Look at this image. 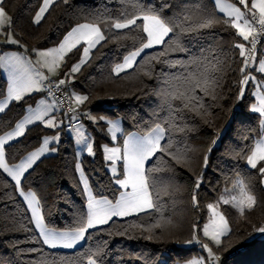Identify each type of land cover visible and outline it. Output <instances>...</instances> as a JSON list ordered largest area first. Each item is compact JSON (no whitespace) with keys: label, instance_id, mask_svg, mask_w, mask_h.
Segmentation results:
<instances>
[{"label":"trees","instance_id":"1","mask_svg":"<svg viewBox=\"0 0 264 264\" xmlns=\"http://www.w3.org/2000/svg\"><path fill=\"white\" fill-rule=\"evenodd\" d=\"M148 2L159 5L164 0ZM167 2L173 5L166 12L169 15L199 5L207 6L208 9L213 7V0ZM41 3L42 0H3V7L12 19L10 31L20 41L18 46L27 51L56 45L74 25L90 22L92 17L104 13L106 8L114 12L126 6L121 0H68L67 3L56 0L41 22L35 24L33 17ZM238 39L234 30L225 29L220 24L201 36L185 37L184 42L190 52L195 54H199L201 49L206 52L223 50L230 53L233 43ZM132 44V40L121 39L104 42L103 47L98 45L93 49L88 63L67 83L69 94L75 92L89 96L83 105H79V110L96 117H119L123 133L146 130L147 126L167 114L161 109L160 97L154 93L163 86L160 80L162 70L176 71L152 62L151 65L130 69L119 76L114 75L112 67L132 50ZM9 47L0 44V50ZM161 50L162 46H158L146 50L142 55ZM81 53L82 45L68 53L56 78H64V74L79 60ZM187 56L188 53H170L169 59H187ZM231 66L233 69L239 67L238 64ZM146 73H150L151 78ZM255 75L258 79H264L260 74ZM238 79V71L226 69L219 98L216 101H207L211 105L210 114L204 117L188 114L187 123L192 130L184 139L193 149L190 153L191 159L182 160L180 164L171 161L174 171L168 170L166 161L170 158H153L149 162L152 166L163 169L154 174L161 178L157 190L160 192L163 219L156 212L124 218L114 217L108 225L90 230L91 238L76 249H49L42 244L31 242V238L38 233L34 226L29 224L30 213L26 211L24 201L14 189V182L0 169V264H38L41 261L58 259L61 255L73 256L89 248L95 250L97 247L104 250L103 264H173L185 260L194 252L200 251L185 243L192 237L193 223H197L201 228L208 216L207 204L215 201L225 187L232 185L237 173L252 185L258 203L243 217L230 206L222 207L232 232L222 237L221 246L218 249L213 246V250L223 254L220 264H264V235L254 232L255 227L264 224V185L260 183L259 173L250 169L245 159L237 156V153L248 148L257 136L258 114L250 111L253 101L251 85L246 89L244 98L237 100ZM6 86L7 80L0 69V99L6 92ZM36 99L37 94H31L20 102H11L7 109L0 113V134L11 128L23 115L26 106L33 105ZM58 113L61 114L64 125L57 128L59 143L51 145L56 147L57 151L36 161L33 168L22 178V187L37 193L46 223L50 227L64 230L73 225L75 218L86 206V197L82 194V185L76 171L77 162L82 164L94 193H103L109 199H114L118 195V186L112 182L102 152L103 143H112L107 134L106 122L84 123L92 137L95 156L87 153L78 156L73 137L66 131L68 128L64 116L60 111ZM53 132L39 122L27 126L23 136L6 146L7 162L16 163L39 145L42 136ZM246 136L249 137L247 140ZM213 140L216 141L215 145ZM120 141L121 136L118 142ZM205 155L208 157L206 167ZM201 173L203 180L198 192L199 208L194 209L191 196L194 181ZM155 219H161L164 225L162 229L142 231L139 227H130L132 224L148 227ZM167 220L172 223L165 224ZM21 222L31 231L20 230ZM121 232L125 234L121 235ZM197 234L202 239L201 232ZM148 236H151V239H147ZM241 245L242 248L232 255L224 254L229 248ZM32 248H43V252L29 253L27 250Z\"/></svg>","mask_w":264,"mask_h":264},{"label":"snow or ice","instance_id":"2","mask_svg":"<svg viewBox=\"0 0 264 264\" xmlns=\"http://www.w3.org/2000/svg\"><path fill=\"white\" fill-rule=\"evenodd\" d=\"M63 2L67 3L68 0ZM55 3L56 0H42L33 23L39 24L45 13ZM121 3L126 6L114 12L106 8L104 13L95 15L90 22L81 23L72 28L57 48L33 49L36 53L35 62L19 54L0 55V65L4 66L9 73L6 94L0 99V113H3L11 102H20L33 92L47 90L48 96L51 97V101L40 100L35 108L29 106L28 114L23 120L16 123L11 131L0 135V169L14 181V189L26 202V211L31 213L29 224L33 225L38 233L31 238V242L42 244L49 249H76L78 245L91 238L90 230L108 225L114 217L124 218L156 212L163 219L160 192L157 190L161 178L154 175L163 169L152 166L149 162L153 158L156 160L170 158L166 161L168 170L174 171L171 161L180 164L182 160L191 159L190 153L193 149L184 139L192 130L187 123L188 114L200 117L210 114L211 105L207 101H216L219 98V91L224 86L222 81L225 79L226 69L238 71L239 79L236 81L238 101L244 98L245 91L250 85L253 89L252 96L255 102L251 104L250 111L258 114V132L252 144L237 153V156L245 159L247 166L259 173L260 183L264 185V79L258 80L257 75L254 74L264 77V50H262L264 45L261 44V38L264 37V0H213L212 9L199 5L171 15L166 14L167 10L173 7L167 0L159 5L148 0H121ZM220 24L225 29L234 30L235 37L239 38L233 43L230 53H225L223 50L206 52L204 49H201L199 54L190 52L184 42L185 37L201 36ZM11 28L12 19L3 7V0H0V36H3L8 44L19 45L20 41L10 31ZM5 29L9 31L6 32ZM121 39L132 40V50L123 56L122 62L112 67L114 75L119 76L120 73L151 65L152 62L176 70L174 72L162 70L160 80L163 86L154 93L160 97L161 109L167 114L147 126L146 130L128 133L124 136L122 143L116 146H102L106 167L111 172L113 184L118 186L119 194L114 199H109L103 193H94L84 174L82 164L77 162L76 171L79 173L82 194L86 197L85 210L67 229L50 227L42 214L37 193L32 190L24 191L22 178L41 156L57 151L56 147H50V145L59 143V134L45 137L37 150L16 165H9L7 162L6 146L9 142L23 136L26 126L37 122L46 128L63 127L64 120L58 119L55 115L63 103L57 99L56 92L60 91L66 83L71 82L74 74L88 63L93 49H96L98 45L103 47L104 42ZM81 45L83 48L79 62L64 74V78L52 82L50 75L57 72L68 53ZM258 45L261 47L258 48ZM158 46H162L161 51L142 55L145 50ZM170 53H188V56L187 59L171 60ZM258 55L259 60H257ZM232 64H238V69H233ZM41 69H46L49 75ZM146 74L150 76V73ZM68 98L73 101L74 106L70 109V114L65 113V116L69 117V131L74 134L75 143L83 146L82 151L95 156L92 137L87 134L84 124L80 122L81 115L94 124L106 122L107 132L112 141L119 140L118 133L123 135L119 121L105 116L96 117L88 112L80 113L79 105H83L89 99L88 95L73 92L68 95ZM248 138L245 137L246 140ZM215 143L216 141L213 140V145ZM207 162L208 157L205 155V167ZM202 180L201 173L194 181L191 196L194 209L199 208L198 192ZM5 184L7 186V181ZM257 203L254 188L240 173H237L235 180L232 181V187H225L217 200L207 204L209 216L202 228L197 223H193L192 237L185 243L200 244L207 252V257L194 258L188 264H217L219 261L213 246L218 249L222 244L221 238L232 232L229 220L225 212L221 210L223 206L234 208L243 217L246 212H251ZM161 219H155V222L148 227L143 224H132L130 227H139L142 231L162 229L164 225ZM164 223L172 222L167 220ZM20 230L31 231L22 222ZM198 232H202L203 238L208 242H204L197 234ZM254 232L264 234V224L255 227ZM146 238L151 239V236ZM27 251L42 253L43 248H32ZM103 255L102 248L97 247L95 250L89 248L73 256L61 255L58 259L45 260L38 264H103Z\"/></svg>","mask_w":264,"mask_h":264},{"label":"rangeland","instance_id":"3","mask_svg":"<svg viewBox=\"0 0 264 264\" xmlns=\"http://www.w3.org/2000/svg\"><path fill=\"white\" fill-rule=\"evenodd\" d=\"M42 5V4H41ZM41 5H40V7H41ZM39 7V8H40ZM39 8H38V10H39ZM38 10L36 11V13L38 12ZM36 13H35V15H36ZM35 17V16H34ZM83 23H85V22H83ZM79 24H81V23H79ZM78 24H76V25H74L72 28H74V27H76ZM71 28V29H72ZM71 29L69 30V31H71ZM5 31L7 32V31H9V30H6L5 29ZM68 31V32H69ZM68 32H66V34L62 37V39L56 44V45H53V46H50V47H46V48H33V49H37V50H47V49H53V48H57L59 45H60V43L64 40V38H65V36L67 35V33ZM0 42L3 44V45H6V46H10L9 48H7L6 50H5V53H4V55H8V56H11V55H13V54H19V55H22V56H24L25 58H28V59H30V60H32L33 62H35V60H36V53L33 51V49H31V50H29V51H27V49H24L23 47H19L18 45H14V44H8V43H6L5 42V38L2 36L1 38H0ZM262 45H264V41L261 43ZM261 46H258V48H260ZM82 48H83V45H82ZM262 50H264V49H262ZM146 51V50H145ZM80 58H81V56H80ZM80 58H79V60H80ZM260 59V56L258 55V57H257V60H259ZM79 60L78 61H76L74 64H76V63H78L79 62ZM122 60H123V58H122ZM122 60L121 61H119V62H117V63H120V62H122ZM116 63V64H117ZM62 64V63H61ZM73 64V65H74ZM115 65V64H114ZM61 66V65H60ZM5 68V67H4ZM59 69H60V67L57 69V72L54 74V75H50V77H56L57 76V74H58V72H59ZM41 71H44L45 72V74L46 75H49L48 73H47V70L46 69H41ZM5 73H6V75L8 76L7 78H8V83H9V73H8V71L6 70V68H5V71H4ZM255 74V73H254ZM258 79V78H257ZM259 80V79H258ZM252 91H253V89H252ZM5 94H6V92H5ZM4 94V95H5ZM32 94H37V99H36V101H35V103L33 104V105H28V106H26V108H25V111H24V113H23V115L20 117V119L16 122V123H18V122H20L21 120H23V118L28 114L27 113V110H28V108H29V106H31L32 108H35L37 105H38V103H39V101L40 100H42V99H48L49 101H51V97H49V96H46L44 93H43V90L42 91H38V92H33ZM4 97V96H3ZM2 97V98H3ZM1 98V99H2ZM255 102V100H254V97H253V101H252V103H254ZM251 103V104H252ZM251 104H250V106H251ZM55 115H56V117L58 118V119H60V117L58 116V113L56 112L55 113ZM113 120H117V121H119V123H120V125H121V128H122V123H121V119L119 118V117H117V118H112ZM16 123L11 127V128H9L8 130H6L5 132H3L2 134H0V135H3V134H5V133H7V132H9V131H11L14 127H15V125H16ZM43 125V124H42ZM29 126V125H28ZM44 126V125H43ZM27 127V126H26ZM107 128V127H106ZM50 129H52L54 132L52 133V134H46V135H44V136H42V138H41V141H40V143H39V145L36 147V148H34V149H32V150H30L29 152H27L20 160H18L15 164H13V165H16V164H20L21 162H22V160H24V159H26L27 158V156L31 153V152H34L35 150H37L40 146H41V144H42V141H43V139L45 138V137H52V136H55V135H57V134H59V132L57 131V128H50ZM107 130V129H106ZM66 131L73 137V140H74V145H75V147H76V151L78 152L81 148H82V146L81 145H77L76 143H75V137H74V134L73 133H70V131H69V129H66ZM128 133H135V132H128ZM128 133H123V135L122 134H120V133H118L117 135H118V137L119 136H121V141L120 142H118V141H112L111 140V137H110V134H108V132H107V134H108V137H109V139L112 141V143H103L102 144V146L103 145H108V146H110V147H112V146H116L118 143H122V140H123V138H124V136H126ZM87 134L90 136V134L88 133V131H87ZM17 139V138H16ZM53 144H55V143H53ZM52 145V144H51ZM51 145H50V147H51ZM102 152H103V150H102ZM50 153H53V152H48V153H46L45 155H47V154H50ZM85 153H87L86 151H85ZM44 156V155H43ZM103 156H104V153H103ZM42 157V156H41ZM107 168V167H106ZM107 170H108V172L110 173V175H111V172H110V170L107 168ZM232 187V185H230L228 188H231ZM224 190V189H223ZM223 190L220 192V194L223 192ZM119 194V193H118ZM219 194V195H220ZM219 195H218V197H219ZM118 196V195H117ZM218 197H217V199H218ZM216 199V200H217ZM214 202V201H213ZM213 202H211V203H213ZM208 216H209V211H208ZM208 216H207V219H208ZM120 218V217H119ZM207 219L205 220V222H207ZM204 222V223H205ZM203 223V224H204ZM203 226V225H202ZM202 226H201V228H202ZM201 234H202V232H201ZM264 235V234H263ZM202 240L204 241V242H208L205 238H203V235H202ZM186 245H188V246H195L198 250H200L199 252H194L189 258H187V259H185V260H181V261H176V262H174L173 264H188V262L190 261V260H192V259H194V258H199V257H207V252L201 247V245L200 244H198V243H193V244H186ZM210 246H212V245H210ZM204 252V253H203Z\"/></svg>","mask_w":264,"mask_h":264},{"label":"built area","instance_id":"4","mask_svg":"<svg viewBox=\"0 0 264 264\" xmlns=\"http://www.w3.org/2000/svg\"><path fill=\"white\" fill-rule=\"evenodd\" d=\"M264 41V37L261 38V43ZM259 46V45H258ZM50 80L52 82H56L58 81L59 79L56 78V77H50ZM47 83V82H45ZM43 93L48 96V92L47 90H43ZM65 93H67L68 95L69 92H68V89H67V83L65 86H62L61 90L60 91H57L56 92V97L57 99L63 101L62 105L60 106V112L62 113V115L64 116V119H65V124H66V127L69 129V125H68V119L69 117L68 116H65V113H69L70 114V109L74 106L73 105V101L71 99L68 98V95H66ZM80 113H85L86 111H82V110H79ZM90 121L89 119H87V117L81 115V119H80V122L81 123H86ZM242 248V245L241 246H237V247H234V248H229L228 250L225 251L224 254H226L227 256H230L232 255L234 252H236L237 250L241 249ZM216 253V252H215ZM216 255L219 257V261L217 262V264H220L221 262V259H222V256L223 254L221 253H216Z\"/></svg>","mask_w":264,"mask_h":264},{"label":"crops","instance_id":"5","mask_svg":"<svg viewBox=\"0 0 264 264\" xmlns=\"http://www.w3.org/2000/svg\"><path fill=\"white\" fill-rule=\"evenodd\" d=\"M42 4V3H41ZM34 16H35V14H34ZM33 20H34V17H33ZM0 44H2L1 42H0ZM24 48V47H23ZM25 49V48H24ZM4 53H5V50L4 49H1L0 50V55H4ZM0 69H1V73H2V75L6 78V80H7V86H6V90H7V87H8V76L6 75V73L4 72L5 71V68H4V66H2V65H0ZM57 113H58V111H57ZM58 116L60 117V119H61V114H59L58 113ZM85 126V125H84ZM86 128V127H85ZM83 147V146H82ZM75 149H76V147H75ZM82 149V148H81ZM79 150L78 152H77V154H78V156H80L81 154H83V153H85V151H82V150ZM77 150V149H76ZM23 157V156H22ZM21 157V158H22ZM20 158V159H21ZM15 164V163H14ZM9 165H13V164H9ZM2 170V169H1ZM3 171V170H2ZM4 173V172H3ZM78 173V172H77ZM6 176H7V173H4ZM78 175H79V173H78ZM8 177V176H7ZM8 178H10V177H8ZM11 179V178H10ZM14 182V181H13ZM28 190H31V189H28ZM28 190H24V191H28ZM19 194V193H18ZM22 198V197H21ZM22 200H23V198H22ZM24 201V200H23ZM24 203H25V205H26V202L24 201ZM26 207H27V205H26ZM29 213H30V211H29ZM30 215H31V213H30ZM78 246H80V245H78ZM77 246V247H78ZM63 250H66V249H63Z\"/></svg>","mask_w":264,"mask_h":264}]
</instances>
